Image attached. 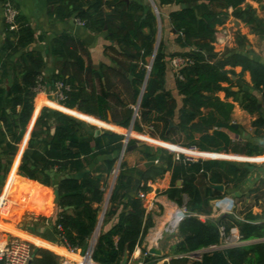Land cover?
Wrapping results in <instances>:
<instances>
[{"label":"trees","instance_id":"1","mask_svg":"<svg viewBox=\"0 0 264 264\" xmlns=\"http://www.w3.org/2000/svg\"><path fill=\"white\" fill-rule=\"evenodd\" d=\"M6 0H3V2ZM159 10L162 6L175 4L178 9L169 13L171 33L182 48L189 50L178 55L188 58L176 76L175 85L182 96L177 128L167 130L168 120L173 118L172 100L164 90V74L170 57L164 52L160 41L150 65L148 78L137 108L132 129L143 131V126L153 134L172 144L184 148L213 153H241L259 155L263 147L242 140H233L229 132L237 133L230 123L233 109L231 102L221 100L217 93L224 91L226 97L239 101L243 110L253 114L259 108L264 110V65L251 59L247 54L238 52L247 38L237 35L236 48L223 53L214 50L212 42L218 26L232 16L248 26L250 32L263 37L264 14L245 0H153ZM261 3V0H254ZM50 12L58 19L71 18L83 22V27L108 32V38L115 40L121 51L131 59L127 68L133 76L131 86L135 97L144 82L148 57L153 54L158 32L159 14L151 11L146 4L131 0H48ZM184 4L185 7L181 8ZM262 4V3H261ZM264 9V6L261 5ZM16 29L4 22V43L1 53L9 58L33 42L34 34L28 21L21 15L16 16ZM146 30V31H144ZM52 54L70 59L78 74L89 71L80 54L74 38L68 33L55 37ZM172 56V55H171ZM15 75L8 89L0 87V170L5 175L16 153L22 133L27 128L34 109L36 79L40 75L43 58L39 53L25 52L15 62ZM250 73L254 94L239 89L234 92L222 84H232L230 76H235L234 67ZM229 67V69H227ZM70 84L71 90L62 105L76 108L81 97L82 83L76 76L59 77ZM108 93L104 90L96 97V107L100 119H105L108 107ZM130 115L116 124L127 128ZM254 135L264 127V117L252 121ZM94 127L71 117L61 111L42 107L32 126L30 139L22 155L10 195L18 207H12L16 214L26 207L36 206L41 213L50 208V190L39 184L50 186L57 180V206L59 211L52 226L53 241L68 249L84 251L94 232L104 191L89 176L76 177L95 156H113L105 161L108 171L114 169L115 161L123 147L125 136L105 130L93 136ZM136 143L128 139L126 146ZM140 160L145 162L144 169L130 168L123 159L111 190L105 217H111L121 207L119 219L110 229L101 232L95 241L92 259L100 264H120L124 252L131 255L141 244L148 229L153 225L151 212H146L138 191L149 192L147 181L172 172L170 188L164 191L168 199L183 206L187 215L179 222L176 234L180 241L176 253H191L209 248L220 242L219 227L226 230L235 226L243 241L257 240L248 244L208 250L198 259L179 258L181 264H264V182L261 179L249 191L251 204L243 206L235 215H220L211 218L210 201L220 198L224 193L213 188L217 182L239 183L248 172V166L219 160L195 159L184 162V155L149 146L138 148ZM158 164H154V160ZM32 180V181H31ZM180 180V185L176 181ZM203 181V186L199 185ZM38 182V183H36ZM136 191L135 196L129 193ZM240 197V196H239ZM185 198V201L183 200ZM243 198V197H242ZM241 198V199H242ZM261 209L254 213L252 208ZM19 215V214H18ZM198 215L205 216L202 221ZM32 228L45 222L39 216ZM59 226V227H58ZM32 228H26L32 232ZM30 264H60V257L52 251L31 245ZM151 257L144 259L145 264L153 263ZM167 264V263H163Z\"/></svg>","mask_w":264,"mask_h":264},{"label":"crops","instance_id":"2","mask_svg":"<svg viewBox=\"0 0 264 264\" xmlns=\"http://www.w3.org/2000/svg\"><path fill=\"white\" fill-rule=\"evenodd\" d=\"M9 1L18 11V14L23 16L30 26L34 34V40L32 43L27 45L25 48L19 50L9 58H5L3 53H1V47L4 43L5 33H4V20H3V9L2 3L3 0H0V87L3 89H8L13 82V78L15 75V62L21 57V55L25 52H33L39 53L43 58V65L40 70V75L43 78V82L46 88L50 89L52 83L57 80L55 78L59 77H68V76H76L78 80L82 83L81 88V97L78 102L76 108H66L63 105H60L55 102L48 101L47 98L42 93H37L34 97V109L32 112V117L30 122L22 133L21 139L17 145V150L15 155L12 158L11 164L9 165L8 172L4 178L3 188L0 192V218L4 216L7 220L11 221V223H3L0 221V230L7 231L12 234V232H16L22 236V238L27 239L31 243L43 247L52 251L55 255L59 256L60 259L63 256H70L72 253L70 250L63 245L57 244L53 241L52 235V226L55 221L56 215L59 211L57 206V186L58 179H55L54 182L50 186H45L42 184V187L50 190V208L46 217L45 222L39 223V232L42 238H38L30 235V232L26 230V228H32L30 224H28L23 216V222L19 228L14 229L13 222H15L18 218V214L11 210H3L1 207H4L7 197L9 196V192L11 187L13 186L16 175L20 178L27 179L18 174L19 164L21 162L22 155L27 147L28 141L30 139V133L32 130V126L34 121L39 114L43 105H48L64 111L68 114H71L75 117L83 119L91 124H95L99 127L106 128L110 131L120 133L125 136L123 131L126 129L117 125L118 121L123 120L125 117L129 116L130 110L132 113L130 114V123L127 127L129 130L131 128V136L135 139L136 143H138L137 139L146 141L151 144L158 145V147H153L151 145H147L153 150L162 148L168 150L174 154H176L175 158L178 159V154L186 156L185 148L181 147L177 144H172L166 141H162L154 134L153 137L149 136L146 131L147 127L143 126V131L137 132L132 129V119L134 115V109H132L133 104H127V114L123 115L121 112H116L113 108V105L110 101V97L114 96L115 99L120 103L118 104L117 109H119V105H121L120 99L124 98L125 90L128 92V95L132 100H136V106L138 108V96L135 97L133 93V89L131 86V81L133 76L128 72L127 68L131 62V59L127 57L122 51L121 46L112 39L108 38L107 30H103L101 32L91 31L82 25L76 23L73 17L58 19L50 12V4L48 0H6ZM132 1V0H131ZM137 3L146 4L144 0H133ZM256 1L254 0H245L246 4H250L253 8L257 10ZM147 5V4H146ZM178 9V6L175 4H168L162 6L158 10L159 14V32L160 36L164 39L165 44L169 47V51H164L167 55H169L170 59L172 57L178 56L179 53H183L188 51V48L180 47L176 41V35L171 33V23L169 20V13ZM258 12V11H257ZM146 31V30H144ZM249 28L243 22L238 19L230 16L223 25H220L216 29L217 34H232V42H230L227 48L232 49L236 48L235 42L233 43L234 36L243 35L247 38L254 37L256 35L249 32ZM63 33H68L72 36L79 47L80 54L82 55L85 65L88 67L89 71L85 74H78L76 71L75 65L72 63L70 59H64L61 57H57L52 54L53 41L55 37L61 35ZM258 37V36H257ZM174 40L171 42L168 39ZM166 46V47H167ZM173 47V48H172ZM173 49L174 51H171ZM241 53L246 52L251 59L260 62L264 65V51H238ZM173 53H177V55H173ZM172 55V56H171ZM180 56V55H179ZM229 69V67H227ZM233 71L235 72V76L231 75L230 79L232 80V84L227 82L223 83L224 87H229L232 91L236 92L239 89L243 91H247L249 93L254 94L258 99L260 98L259 92L255 91L252 88L250 73L248 71H242L241 67H234ZM175 73L177 76V72L167 63V68L164 74V90L170 94L171 100L173 102V118L169 119L174 126L173 128H177V118L179 114V109L182 106V96L178 94L176 85H175ZM131 76V77H130ZM122 84L125 86L124 89H116L111 90V85ZM104 90L108 93V107L106 109L105 119H100L97 112L96 107V97ZM217 96L221 100H225L231 102L233 104V109L230 114L229 123L238 130V134L229 132L230 137L235 140H242L245 142H249L250 144L257 145L259 147L264 148V127L259 130V135H254V128L252 127V121L258 117H264V110L262 108H258L256 112L253 114H249L245 110H243L239 104V101L233 100L232 97H226L225 92L219 91ZM42 106V107H41ZM131 108V109H130ZM86 124V123H85ZM169 124V122H168ZM89 125V124H87ZM98 128H94L93 136L95 130ZM98 133L105 131L104 129H98ZM150 130V129H149ZM168 130V127H167ZM170 130V129H169ZM152 131V130H151ZM135 143V144H136ZM144 146V145H143ZM142 146L135 147L129 155L124 159L127 165L130 168L135 169H144L146 164L145 162L140 160V153L138 148ZM176 152V153H175ZM196 158L202 160H219L226 161L237 166H248V172L245 178L241 180L238 184L232 183H224L217 182L214 185H221L223 187L222 193H224L220 198L225 196L232 197L235 200V213L241 211L244 207L249 206L252 202L249 198V191L254 187L255 183L258 179H261L264 182V151L259 155H245L241 153H213V152H205L196 150ZM129 156V157H128ZM113 156L107 155H97L95 156L82 170L78 171L74 175L76 177L89 176L94 180L96 185L101 188L105 192L108 191V195L110 196V186L111 182L109 179V175L113 170L108 171L105 168V161L111 159ZM184 159V158H183ZM157 161V162H156ZM159 161L154 160V164H158ZM256 167H262V175L259 178H255L252 175V170ZM32 181V180H31ZM180 181V180H177ZM176 181V185H177ZM172 183V172L171 170L166 171L162 176L155 177L153 181L148 180L147 186L150 188L148 193V201H153V206L150 211L152 216L153 225L148 229L146 235L144 236L140 245H138L131 255H128L126 264H135V262L141 257L140 252L141 249H148L160 251L159 255L150 254L151 259L157 261L159 264L167 263V264H181V261H178L179 258H173L181 253L175 252V247L177 243L180 241V238L175 234L165 235L166 227L168 226V222L164 224L165 218L169 217L171 213L179 208L176 202L168 199V197L164 194L168 188H170ZM212 185V186H214ZM214 188V187H213ZM108 195L103 199L100 208V216L98 217V222L94 232L92 233V237L96 239L101 232H105L110 229L115 223H117L119 219V214L121 212V207H118L116 213L111 217H105L106 208L108 206ZM240 196V197H239ZM243 197V198H242ZM237 198V199H236ZM242 198V199H241ZM214 199L211 202L218 200ZM105 202V207H103ZM144 204V203H142ZM160 205V206H156ZM145 205H143L144 207ZM239 206V207H238ZM12 207H18L17 203L13 202ZM175 210H174V209ZM213 208V207H211ZM172 210V211H171ZM104 211V213H103ZM254 213H260L261 209L254 206L252 208ZM213 212V211H212ZM45 214V213H44ZM103 214V215H102ZM212 215H214L212 213ZM42 216V215H41ZM102 216V219H101ZM211 217V215H210ZM219 217L218 215L213 216V218ZM212 218V217H211ZM163 222V223H162ZM164 227L161 228V226ZM161 228V230H160ZM160 231V232H159ZM159 232L158 237H154L156 233ZM165 232V233H164ZM14 234V233H13ZM12 234V235H13ZM94 235V236H93ZM18 236V235H16ZM20 237V236H19ZM91 238V236H90ZM89 238V240H90ZM84 249L81 251L78 249L73 254H81V252H86L90 247L92 242H89ZM257 240H248L243 241L242 244H248L255 242ZM209 248L200 249L197 251H208ZM80 251V252H79Z\"/></svg>","mask_w":264,"mask_h":264},{"label":"built area","instance_id":"3","mask_svg":"<svg viewBox=\"0 0 264 264\" xmlns=\"http://www.w3.org/2000/svg\"><path fill=\"white\" fill-rule=\"evenodd\" d=\"M3 9V20L5 23L10 25L11 29H16V16L18 11L16 8L9 2L4 1L2 3ZM76 23L83 26V22L78 19H74ZM232 34L228 35L225 33L217 34L215 33L214 40L212 42V46L214 50L218 53H223L225 49L229 46L230 42H232ZM152 62V61H151ZM151 62L146 66V69L149 70ZM187 62H189L188 58L182 56H175L169 60L170 66L177 72V76L181 78V75L178 73ZM36 94L42 93L48 101L58 103L62 105L63 101L67 97V92L71 90L70 84L62 79H57L52 83L50 89L46 88L43 82V78L39 75L36 79V86L34 88ZM134 117H137V107L134 108ZM131 128L128 130V134H125V139L123 140V149L126 147L128 136H131ZM196 151L195 149L188 148ZM121 153V151H120ZM119 153V154H120ZM124 151L120 154V158H122ZM195 158L190 156H185L184 162H192ZM157 162V161H156ZM138 197L141 199L142 203H144V209L146 212L150 211L153 206V201H148V193L144 191H138ZM12 204V202H11ZM235 200L232 197H223L221 199L215 200L213 204L214 215H235ZM6 205V203H5ZM177 213L174 214V220L172 223H168L171 230H177L179 222L187 215V210L185 207H179ZM104 213V211H103ZM103 215V214H102ZM40 215L34 214L32 212H26L24 214L25 220L28 224L37 222ZM198 218L202 221L205 220V216L198 215ZM102 219V216H101ZM173 219V218H172ZM59 227V226H58ZM219 236L220 242L217 245H212L209 247L210 250H219L227 247L241 245L243 240L241 239L240 234L235 226L229 227L228 230L224 226L219 227ZM97 239V237H95ZM90 245L87 251L83 254H73L78 249H69L72 255H75L77 259H73L69 256H63L60 259V264H100L95 262L92 259V252L94 248V243ZM31 243L27 239L22 237L12 235L11 233H3L0 232V264H28L31 261ZM150 252L148 249H141L140 255L141 257L135 262V264H145L144 259L150 257ZM201 251H194L191 253L179 254L173 258H188V259H198L200 257ZM149 264H159L157 261Z\"/></svg>","mask_w":264,"mask_h":264},{"label":"rangeland","instance_id":"4","mask_svg":"<svg viewBox=\"0 0 264 264\" xmlns=\"http://www.w3.org/2000/svg\"><path fill=\"white\" fill-rule=\"evenodd\" d=\"M145 1V3L147 4V5H149L150 7H151V2H150V0H144ZM153 1V0H152ZM261 3H259V2H255L256 3V7H257V15L259 16V17H263V14H264V9L263 8H261L262 6L261 5H263L264 6V0H261L260 1ZM155 11L158 13V9H157V7L155 6ZM158 30H159V26H158ZM250 32V31H249ZM251 33V32H250ZM235 39H236V36H234V39H233V43L234 42H236L235 41ZM156 41H158V44H159V42L161 41L162 42V44H163V49H164V51L166 50V48H167V51H169V47L165 44V46H164V39L162 38V36H160V32L158 31L157 32V35H156ZM155 41V42H156ZM168 41L169 42H171L172 43V41H174L172 38H171V40L170 39H168ZM154 46H155V44H154ZM167 46V47H166ZM173 48V47H172ZM227 49H229V48H226L225 50H227ZM233 49V48H232ZM171 51H174L173 49H170ZM239 51H264V41H263V37H257V36H254V37H251V38H248V41L247 42H245L244 43V45H243V47H241L240 49H239ZM173 55H177V53H173ZM179 56V55H178ZM148 65H149V63L151 62V60H152V55L150 56V57H148ZM125 88V86L124 85H122V84H116L115 83V85H111V90H116V89H118V90H120V89H124ZM125 94H124V98L123 99H120V101L122 102L121 103V105H119V109H117V107H118V104H120L117 100L118 99H115V97L114 96H111L110 97V101H111V103H112V105H113V108H114V110H115V114H116V112H121L123 115H125V114H127V109H129V108H127L128 106H127V104H133V106H132V109H134L135 108V106H136V100H132L131 99V97L128 95V92L125 90ZM118 103V104H117ZM42 106H44V107H48V108H50V109H52V110H58V111H61V110H59V109H56V108H54V107H51V106H48V105H43L42 104ZM41 106V107H42ZM131 109V108H130ZM61 112H63V113H65V114H67V115H69V116H71V117H74V118H76V119H78V120H81V121H83L84 123H86V124H89V125H91V126H93L94 128H98V129H104V130H108V129H106V128H103V127H99V126H97V125H95V124H91V123H89V122H87V121H85V120H83V119H80V118H78V117H75V116H73V115H71V114H68V113H66V112H64V111H61ZM132 113V111L130 110V112H129V115ZM146 131L148 132L147 134L149 135V136H151V137H153L152 135H153V132L151 131V130H149V129H146ZM123 133L124 134H128V129L126 128L124 131H123ZM134 136V135H133ZM133 136H128V138L129 139H131V138H133ZM138 140V142L140 143H143V145H151V146H153V147H158V145H155V144H151V143H148V142H146V141H143V140H140V139H137ZM142 145V146H143ZM133 149H131V150H127L126 149V151H124V154H123V156H122V158H120V154L118 155V157H117V159H116V161H115V165H114V169H113V171H112V173L109 175V179H110V183H109V186H110V191L112 190V188H113V185H114V182H115V178H116V175H117V173H118V170H119V167H120V165H121V162H122V160L123 159H125L126 158V156L127 155H129L130 156V154L129 153H131V151H132ZM194 151V150H193ZM176 153V152H175ZM186 156H190V157H193V158H196V155H187V154H185ZM128 156V157H129ZM262 167H256L255 166V168L252 170V175L255 177V178H259L261 175H262ZM5 176H6V174L5 175H3L2 174V171L0 170V192H1V190H2V188H3V182H4V178H5ZM199 185L202 187L203 186V181L202 180H199ZM180 185V184H179ZM107 195H108V191H106L105 192V195H104V200H105V202H107L106 201V197H107ZM9 199V200H8ZM8 199L6 200V205H4V207H7V205H11L12 206V204H11V200H15V198L13 197V196H11V197H8ZM109 199V195H108V198H107V200ZM237 199V198H236ZM184 201H185V198L183 199ZM105 202H104V205H103V207H105ZM213 204H214V201L213 202H211V207H214L213 206ZM156 206H160V205H157L156 204ZM179 207H182V206H179ZM239 207V206H238ZM211 210L213 211L212 213L214 214V209L213 208H211ZM26 212H32V213H34V214H37V215H44V216H46L47 214L45 213H39V212H35V211H33V210H22L20 213H19V216H18V218H17V220L15 221V222H13L12 224H13V228L14 229H17V228H19V226L21 225V222H23V216H24V214H26ZM102 212V211H101ZM101 212H100V214H101ZM212 213H211V217L213 218V215H212ZM100 214H99V216H100ZM2 218H0V221L1 222H3V223H11V221H9V220H7L4 216H1ZM39 225H38V227H34V228H32V232H30V235H32V236H35V237H38V238H42L41 236H40V232H39ZM0 232H3V233H8L7 231H0ZM165 232H166V234L165 235H170V234H175V232H176V230H171L170 229V227H169V224H168V226L166 227V230H165ZM164 232V233H165ZM14 233V234H13ZM12 234L13 235H18V236H20V237H22L20 234H18V233H16V232H12ZM94 236V235H93ZM94 239V237H92V235H91V238H90V240H89V242L91 241L92 242V240ZM31 243V242H30ZM93 243V242H92ZM32 245H34V246H36V247H39V246H37V245H35V244H33V243H31ZM81 250V249H80ZM82 251V250H81ZM80 252V251H79ZM84 252H81V254H83ZM80 254V255H81ZM69 257H71V258H73V259H77V257L75 256V255H70Z\"/></svg>","mask_w":264,"mask_h":264},{"label":"water","instance_id":"5","mask_svg":"<svg viewBox=\"0 0 264 264\" xmlns=\"http://www.w3.org/2000/svg\"><path fill=\"white\" fill-rule=\"evenodd\" d=\"M127 1V0H126ZM150 2H151V11L153 12V13H155V14H157L158 15V13L155 11L156 9H155V3H154V1H152V0H150ZM185 7V5L184 4H182L181 5V8H184ZM158 21H159V18H158ZM157 47H158V41H156L155 42V46H154V50H153V54H152V60L151 61H153V58H154V56H155V53H156V50H157ZM149 70H150V68H149ZM149 70H147V73H146V76H145V79H144V82H143V84H142V87H141V89H140V92H139V96H138V103L140 102V99H141V97H142V94H143V92H144V89H145V85H146V80H147V78H148V72H149ZM131 77V76H130ZM258 108L260 107V104H258V106H257ZM134 117V116H133ZM134 119H132V121H133ZM173 127H176V126H174V124L171 122V121H169V124H168V130L169 129H171V128H173ZM98 129H96L95 130V133H94V135L96 136L97 134H98ZM143 145V143H136V144H133V145H129V146H126L124 149L122 148L121 149V153L123 152V151H126V149L127 150H131V149H134L135 147H137V146H142ZM1 151V150H0ZM120 153V154H121ZM180 184V181H177V185H179ZM215 189H217V190H219V191H222V189H223V187L221 186V185H214L213 186ZM135 194H136V191H132V192H130L129 193V196H135ZM95 243V242H94ZM43 248V247H42ZM150 252L152 253V254H157V255H159L160 254V251H156V250H150ZM127 257H128V254H127V252H124V254H123V256H122V259H121V261H120V264H126V261H127ZM28 264H30V261L28 262Z\"/></svg>","mask_w":264,"mask_h":264},{"label":"bare ground","instance_id":"6","mask_svg":"<svg viewBox=\"0 0 264 264\" xmlns=\"http://www.w3.org/2000/svg\"><path fill=\"white\" fill-rule=\"evenodd\" d=\"M194 152H196V151H193V150H191V149H188V148H185V153L184 154H187V155H196L197 153H194ZM8 197H11V195L9 194V196ZM8 197H7V199H8ZM9 200V199H8ZM11 202L13 203L14 202V200H11ZM1 209H3V210H11L12 209V206L11 205H7V207H1ZM174 209V208H173ZM23 210H33V211H35V212H41L40 211V208L39 207H36V206H29V207H26V208H24ZM175 210V209H174ZM22 211V210H21ZM172 211V210H171ZM175 212L177 213V211L175 210ZM175 212H173V213H171V214H169L170 216L169 217H167V218H165V221H164V224L166 223V222H168L169 224L170 223H172V221L174 220V214H175ZM173 218V219H172ZM163 223V222H162ZM164 224H163V226H161V228L162 227H164ZM161 228H160V230H161ZM0 231H4V230H0ZM160 232V231H159ZM159 232L158 233H156L155 235H154V237H158L159 236Z\"/></svg>","mask_w":264,"mask_h":264}]
</instances>
